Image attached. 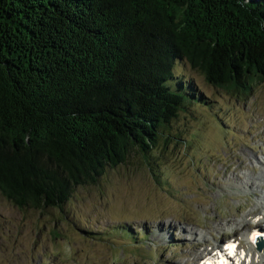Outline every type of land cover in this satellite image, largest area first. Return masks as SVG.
Here are the masks:
<instances>
[{"label": "trees", "instance_id": "trees-1", "mask_svg": "<svg viewBox=\"0 0 264 264\" xmlns=\"http://www.w3.org/2000/svg\"><path fill=\"white\" fill-rule=\"evenodd\" d=\"M182 62L251 96L264 0H0V193L62 210L132 148L168 143L203 98Z\"/></svg>", "mask_w": 264, "mask_h": 264}, {"label": "rangeland", "instance_id": "rangeland-1", "mask_svg": "<svg viewBox=\"0 0 264 264\" xmlns=\"http://www.w3.org/2000/svg\"><path fill=\"white\" fill-rule=\"evenodd\" d=\"M176 72L203 98L168 143L132 148L62 210L20 209L0 193V264H191L235 229L247 246L239 224L263 210L264 82L238 98L185 62Z\"/></svg>", "mask_w": 264, "mask_h": 264}, {"label": "bare ground", "instance_id": "bare-ground-1", "mask_svg": "<svg viewBox=\"0 0 264 264\" xmlns=\"http://www.w3.org/2000/svg\"><path fill=\"white\" fill-rule=\"evenodd\" d=\"M261 201H262L261 207L264 210V193L261 196ZM263 210L257 211V212L253 211L254 215L251 218L252 220L244 218V220L241 221V224H239V225H242V230L245 232L246 236L249 235V233L254 227L264 225V211ZM239 222H240L239 220H233L232 224L239 223ZM252 222L254 223L253 225H252ZM225 244H226L225 242H222L221 246L217 247V249H219L218 254H215V252L213 251H208V254L211 255L213 258H218V255L222 256V254L223 255L226 254L228 248H227V244L226 245ZM222 261L225 264V261L224 260ZM206 262L207 260H205L204 262L199 261L198 264H205ZM231 262L232 264H264V248L258 249L257 247L253 245V243H250V249L247 250V252L238 251L237 254L231 258Z\"/></svg>", "mask_w": 264, "mask_h": 264}]
</instances>
